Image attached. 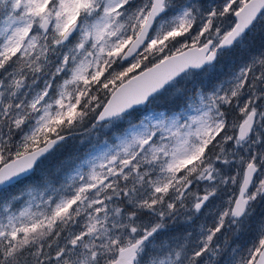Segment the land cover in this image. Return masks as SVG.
Instances as JSON below:
<instances>
[{
	"label": "snow or ice",
	"instance_id": "1",
	"mask_svg": "<svg viewBox=\"0 0 264 264\" xmlns=\"http://www.w3.org/2000/svg\"><path fill=\"white\" fill-rule=\"evenodd\" d=\"M0 264H264V0H0Z\"/></svg>",
	"mask_w": 264,
	"mask_h": 264
}]
</instances>
